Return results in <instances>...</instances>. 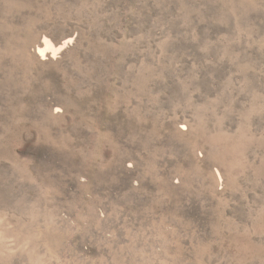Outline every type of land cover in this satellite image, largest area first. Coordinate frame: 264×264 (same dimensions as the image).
Returning a JSON list of instances; mask_svg holds the SVG:
<instances>
[{
	"label": "rangeland",
	"instance_id": "obj_1",
	"mask_svg": "<svg viewBox=\"0 0 264 264\" xmlns=\"http://www.w3.org/2000/svg\"><path fill=\"white\" fill-rule=\"evenodd\" d=\"M0 264H264V0H0Z\"/></svg>",
	"mask_w": 264,
	"mask_h": 264
},
{
	"label": "bare ground",
	"instance_id": "obj_2",
	"mask_svg": "<svg viewBox=\"0 0 264 264\" xmlns=\"http://www.w3.org/2000/svg\"><path fill=\"white\" fill-rule=\"evenodd\" d=\"M38 53L40 54V52L38 51Z\"/></svg>",
	"mask_w": 264,
	"mask_h": 264
}]
</instances>
